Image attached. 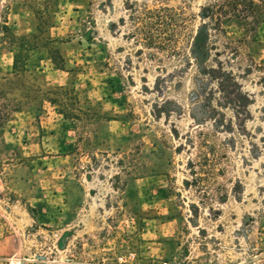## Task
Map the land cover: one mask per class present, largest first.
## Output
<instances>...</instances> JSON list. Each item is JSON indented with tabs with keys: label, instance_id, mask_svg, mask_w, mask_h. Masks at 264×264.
Instances as JSON below:
<instances>
[{
	"label": "rangeland",
	"instance_id": "1",
	"mask_svg": "<svg viewBox=\"0 0 264 264\" xmlns=\"http://www.w3.org/2000/svg\"><path fill=\"white\" fill-rule=\"evenodd\" d=\"M213 1L0 0V264H264V21Z\"/></svg>",
	"mask_w": 264,
	"mask_h": 264
},
{
	"label": "trees",
	"instance_id": "2",
	"mask_svg": "<svg viewBox=\"0 0 264 264\" xmlns=\"http://www.w3.org/2000/svg\"><path fill=\"white\" fill-rule=\"evenodd\" d=\"M205 16L212 21L213 29L220 32H224L223 23L230 21L250 32L264 21V0H214L205 8ZM133 17L134 22L141 25L138 31L144 34L141 39L145 44L165 52L175 50L173 43L178 41V33L183 32L187 24L185 10L168 5L144 6L143 11ZM238 41L239 45L231 47L235 53L244 43V40Z\"/></svg>",
	"mask_w": 264,
	"mask_h": 264
}]
</instances>
